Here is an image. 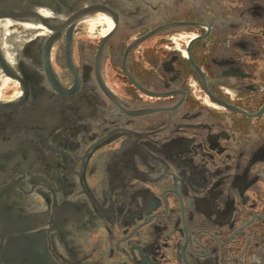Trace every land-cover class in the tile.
Returning <instances> with one entry per match:
<instances>
[{"label": "flooded vegetation", "instance_id": "af4514ba", "mask_svg": "<svg viewBox=\"0 0 264 264\" xmlns=\"http://www.w3.org/2000/svg\"><path fill=\"white\" fill-rule=\"evenodd\" d=\"M65 17L55 75L26 84L48 103L18 155L35 162L17 180L36 264H264V0H81Z\"/></svg>", "mask_w": 264, "mask_h": 264}, {"label": "water", "instance_id": "95a60500", "mask_svg": "<svg viewBox=\"0 0 264 264\" xmlns=\"http://www.w3.org/2000/svg\"><path fill=\"white\" fill-rule=\"evenodd\" d=\"M80 3L81 0H0V82L3 78L15 80L23 90V95L12 101L0 100V264H36L39 238L31 233L30 222L39 215L32 213L30 206H21L27 199L17 180L20 174L30 175L35 162L18 160V155L28 154L25 149L30 144V134L40 124L41 114L34 108L48 103L29 104L32 89L26 84L55 75L49 50L58 33L79 21L65 16L79 11ZM6 20L40 26L52 34L27 41L21 54L14 53L10 60L2 48L1 23ZM39 94L47 99L49 91L43 89Z\"/></svg>", "mask_w": 264, "mask_h": 264}, {"label": "bare ground", "instance_id": "6f19581e", "mask_svg": "<svg viewBox=\"0 0 264 264\" xmlns=\"http://www.w3.org/2000/svg\"><path fill=\"white\" fill-rule=\"evenodd\" d=\"M86 24H88L89 26V34L93 37L106 34L111 28L110 21L104 16H98L95 19L88 20L86 21ZM1 25L3 28L2 48L4 53L10 60L14 58L16 45L26 41V39L28 38H32L35 34L46 33V29L40 26H34L30 23H16L10 20H6L3 21ZM13 45H15V48ZM9 86L16 88L17 83L9 78H3L0 82V100L13 99L18 96L19 89L15 91L14 95H12L10 98L4 97L3 91Z\"/></svg>", "mask_w": 264, "mask_h": 264}]
</instances>
